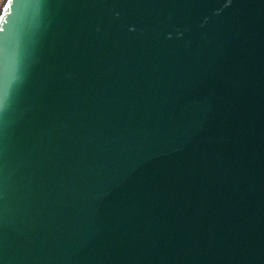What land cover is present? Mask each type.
<instances>
[{"label":"water","instance_id":"water-1","mask_svg":"<svg viewBox=\"0 0 264 264\" xmlns=\"http://www.w3.org/2000/svg\"><path fill=\"white\" fill-rule=\"evenodd\" d=\"M0 264H264V0H0Z\"/></svg>","mask_w":264,"mask_h":264}]
</instances>
